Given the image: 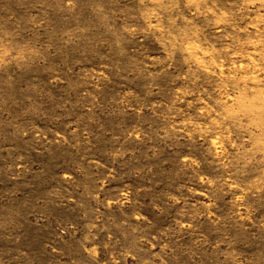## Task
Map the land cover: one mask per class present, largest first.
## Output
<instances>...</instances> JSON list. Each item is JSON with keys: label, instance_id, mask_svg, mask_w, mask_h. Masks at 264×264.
<instances>
[{"label": "rangeland", "instance_id": "374dc122", "mask_svg": "<svg viewBox=\"0 0 264 264\" xmlns=\"http://www.w3.org/2000/svg\"><path fill=\"white\" fill-rule=\"evenodd\" d=\"M0 264H264V0H0Z\"/></svg>", "mask_w": 264, "mask_h": 264}]
</instances>
